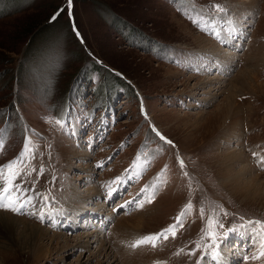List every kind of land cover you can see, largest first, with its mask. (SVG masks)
Here are the masks:
<instances>
[{
  "label": "rangeland",
  "instance_id": "rangeland-1",
  "mask_svg": "<svg viewBox=\"0 0 264 264\" xmlns=\"http://www.w3.org/2000/svg\"><path fill=\"white\" fill-rule=\"evenodd\" d=\"M244 71L257 81L235 87ZM232 96L239 140L217 117ZM240 149L256 198L226 179ZM21 160L15 182L31 203L0 209L16 217L0 216V264H197L203 250L175 253L210 243L201 207L207 217L222 206L226 228L264 221V0H0V166ZM189 201L175 239L130 247ZM138 218L137 230L119 224ZM220 251L222 264H264L238 259L256 252L243 230Z\"/></svg>",
  "mask_w": 264,
  "mask_h": 264
},
{
  "label": "snow or ice",
  "instance_id": "snow-or-ice-1",
  "mask_svg": "<svg viewBox=\"0 0 264 264\" xmlns=\"http://www.w3.org/2000/svg\"><path fill=\"white\" fill-rule=\"evenodd\" d=\"M71 0H69V4ZM214 8L218 12H223L224 9L220 5H214ZM55 19V16L53 17ZM60 123V121H57ZM157 135H160L157 133ZM161 140H165L166 143L171 144V141H167L163 136L160 137ZM253 155H257L253 153ZM23 161L21 160L19 163L17 161H10L7 165L0 166V209L11 211L16 214H21L22 209L25 208L27 204L31 203V198L25 199L24 193L28 191V189H22L21 185L17 184L15 181L18 177L21 176L23 169L20 167ZM180 167H184V162L182 160L179 161ZM31 171H36V169H32ZM41 169V174H42ZM31 175V172L27 173ZM187 175V173H185ZM146 191V189L141 190ZM38 196L43 194L37 193ZM45 203L47 202L48 197L43 196ZM152 197H149L147 202H151ZM131 203V202H129ZM140 207H143V203H140ZM192 203L189 201L188 204L184 206L182 211L175 218V223L169 225L167 228L162 229L159 233L150 234L145 237H141L130 244V247L137 248L144 245H150L153 248L159 246L161 240H168L169 237L172 239L176 238V234L180 228L183 227V217L186 214H189L192 210ZM220 208V211L217 212L215 208H213L210 214L205 216V210L203 207L199 209L200 218L205 220V225L201 229L203 233L201 237V241L207 239L210 241L208 244H203L202 242H195V248L189 252H185L184 248L179 249L175 255L179 256L181 254L193 256L197 251L203 250V254L200 259L197 261V264H201V261L207 259L209 264H222V255H221V245L230 238L233 233H239L243 230V233L249 237L250 245H254L256 247V252H254L251 257L245 255L243 257L244 261H248L249 259L256 261L264 258V221L259 219H250L245 220L244 217H239L242 221L238 226L225 227L224 223L221 222L220 216L223 215L227 217L229 213L225 211L222 206H217ZM41 220H43V215H41ZM157 264H161V262H157Z\"/></svg>",
  "mask_w": 264,
  "mask_h": 264
},
{
  "label": "bare ground",
  "instance_id": "bare-ground-1",
  "mask_svg": "<svg viewBox=\"0 0 264 264\" xmlns=\"http://www.w3.org/2000/svg\"><path fill=\"white\" fill-rule=\"evenodd\" d=\"M253 8V7H252ZM252 10L253 9H251V12H252ZM251 15H253V14H251ZM233 22V21H232ZM250 22V21H249ZM233 23H236L237 24V26H239L240 27V30L238 31V28L237 27H235V30L233 31L231 28V25L229 26V28L231 29V31L233 32V33H235V32H240L241 31V33L243 34V33H245V30H247V28H248V26L247 25H243L242 23H238V22H233ZM249 31V30H248ZM238 42V41H237ZM225 51V50H224ZM223 51V52H224ZM222 52V51H221ZM222 52V53H223ZM219 53V52H218ZM213 56V55H212ZM216 56V55H215ZM227 63H230L228 60H225ZM232 64V63H231ZM233 64H234V62H233ZM204 67V66H203ZM222 67H224V66H222ZM237 80H235L234 81V84L236 85L235 87H239V85H242V86H244V88H247V85L248 86H253V83H254V81H257V77H256V75H254L253 74V72H251V71H244L241 75H239L237 78H236ZM258 85V84H257ZM251 88V87H250ZM233 89H235V90H237L236 88H233ZM241 89V88H240ZM234 90V91H235ZM230 92H232V91H230ZM231 94V93H230ZM229 94V95H230ZM229 100L231 101V102H229ZM235 99H233V96L232 97H227L226 99H225V101H227L228 103L226 104H224L225 106L224 107H222V109L220 110V112L218 113V115H217V117H219L220 119H221V121L224 123V125H225V133H224V137L226 138V137H236L238 140H239V138L241 137V135H242V133L243 132H241V130H239L240 129V122L241 121H243V119H242V116L240 115L241 114V110H240V106H239V104L237 105V103H236V101H234ZM235 138V139H236ZM233 139V138H232ZM237 140V141H238ZM236 141V140H235ZM241 142V141H240ZM86 156V155H85ZM227 157H230V159L232 160V162H231V164L232 165H230V167L229 168H227V172L228 173H226L227 174V176H226V179L228 180V182L229 183H231L232 185H233V187L235 188V190L236 191H243V194H246V196H247V198H256L257 197V195H260L259 194V190H260V185L261 184H257V176L256 177H253L252 178V174H251V167H250V164L249 163H247V158H245L246 157V155H245V157H244V152L242 151V149H240L239 150V152H229V154L228 155H226ZM236 164V166H238V167H240L241 166V168H240V170L239 171H237L236 173H231L233 170H234V168H232V166H234ZM226 166H228V165H226ZM233 169V170H232ZM223 175H225V173L223 174ZM248 176V177H247ZM249 176H251V177H249ZM95 188V187H94ZM76 195H77V193H76ZM262 196V195H261ZM260 197V196H259ZM75 201H76V203L78 202V203H80V204H83V203H88V201L87 200H85V198L84 197H81V198H79V197H77L76 199H74ZM91 202V201H90ZM90 204H93L92 202L90 203ZM79 206V205H78ZM78 206L76 207V206H72L71 207V209L73 210V211H76V210H78L79 212H81V213H84L85 214V212L86 211H89V209H85V208H81V209H79L78 208ZM85 209V210H84ZM92 210V209H91ZM10 216L11 218H15L16 219V217H13V216H11V215H9V214H0V216ZM58 216H59V214H58ZM60 217H61V215H60ZM13 220V219H12ZM74 220V219H73ZM25 223V222H24ZM71 223V222H70ZM126 223V224H125ZM125 223H123V220L122 221H120V226L122 227V226H125V227H123V228H125V229H134V230H137L138 228L137 227H142L143 225H144V221L143 220H141V219H136V220H132V222H130V221H125ZM133 223V224H132ZM29 224V223H28ZM30 227H34V228H36V229H40L41 227L40 226H37L36 224H32V226H30ZM78 227V226H77ZM41 229H43V228H41ZM40 229V231H42ZM59 229V228H58ZM43 232V231H42ZM47 232V231H46ZM45 232V233H46ZM134 232V231H133ZM49 233V232H48ZM132 233V232H131ZM57 236H62L63 234H56ZM89 235V234H88ZM135 238V237H134ZM132 239H133V236H132ZM103 240V239H102ZM118 240V239H117ZM120 240V239H119ZM80 243L79 244H81V243H84V247L85 248H90V243H92L93 241H90V238L89 237H87V239L85 240V238L84 237H82V240L81 241H79ZM121 242H122V240H121ZM114 243V242H113ZM131 243V239H129L128 238V241H123V244H127V245H129ZM118 243H117V247H118ZM102 246V245H101ZM106 247V246H105ZM121 247H123V246H121ZM102 251V250H101ZM106 252V251H105ZM131 253V252H130ZM224 253H225V255H224V257H223V255H222V258L223 259H225L226 260V262L228 261V260H230L231 259V257L229 256V253H226L225 251H224ZM236 253V252H235ZM241 253V252H240ZM226 255H227V257H226ZM237 255H238V259H242L243 257H241V255H239V252L237 253ZM238 259L236 260V261H238Z\"/></svg>",
  "mask_w": 264,
  "mask_h": 264
},
{
  "label": "trees",
  "instance_id": "trees-1",
  "mask_svg": "<svg viewBox=\"0 0 264 264\" xmlns=\"http://www.w3.org/2000/svg\"><path fill=\"white\" fill-rule=\"evenodd\" d=\"M124 85H126V86H129V88L131 89V92H134V89H133V87L132 86H130L129 84L127 85L126 83H124V82H122Z\"/></svg>",
  "mask_w": 264,
  "mask_h": 264
}]
</instances>
